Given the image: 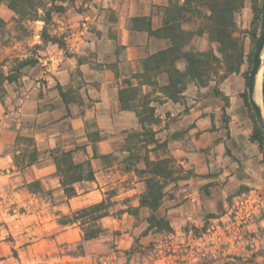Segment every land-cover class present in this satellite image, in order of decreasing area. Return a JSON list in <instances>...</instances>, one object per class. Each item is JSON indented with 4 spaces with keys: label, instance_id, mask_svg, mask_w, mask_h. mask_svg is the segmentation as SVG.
I'll list each match as a JSON object with an SVG mask.
<instances>
[{
    "label": "rangeland",
    "instance_id": "374dc122",
    "mask_svg": "<svg viewBox=\"0 0 264 264\" xmlns=\"http://www.w3.org/2000/svg\"><path fill=\"white\" fill-rule=\"evenodd\" d=\"M177 1L172 0L170 12L172 15H176L175 12L182 15L180 26L188 31L185 34L186 49L193 36L207 34L206 28L210 20L203 16L208 13L205 6L200 8L201 14L193 2L187 4L185 10L177 11L174 8ZM116 2L118 0H17V5L25 12L23 15H17L8 7V0H0V169H3L1 172L8 174V168L11 170L14 167V170L23 168L16 165L14 158L21 157L32 147L25 139L34 138L29 133H24L22 128L35 123V118L32 120L31 115L35 109L47 107L55 109V113L49 118L53 123V131L59 137L60 143L63 140L70 141V136L62 138V132L69 131L67 126L70 125L69 120L58 124L68 113L57 115L63 113L64 108L66 112H70L71 102L77 105L82 103L79 90L86 89V83L81 70L76 67L77 63H88L97 67L112 63L111 56L118 47L116 45L115 48L109 41V38L116 34L117 17L111 6ZM263 9L264 0H242L241 6L233 13V27L230 28L231 35L235 38L231 61L233 64L238 63V68L228 75L242 77V94L250 109L246 82L260 33ZM165 13L164 8L162 18ZM172 24L177 25L175 22ZM208 40L212 42V46L203 50H211L219 58L220 63L215 65V71L210 74V80L205 86L190 82L186 88L191 83L198 88H205L206 90L197 93V96L201 95L204 99L216 98L223 108L227 103V97L220 90V83L224 79L221 75L225 72L226 62L218 51V42L209 38ZM188 50L195 51L198 48L193 46ZM56 61L59 62V67L68 69L70 79H67L66 83H62L65 79L55 73L58 67ZM178 65L183 67L179 68ZM176 66L184 70V60L177 61ZM259 75L263 80L261 71ZM151 78L156 80L157 84L141 86L139 95L147 94L145 99L153 105V102H160L165 97L160 92V86L166 82V76L162 74L157 78L155 76ZM132 82L136 84L137 80ZM133 101L140 103L141 98L136 96ZM179 102H186L184 95ZM259 104L264 115L262 99ZM159 123L160 119L158 123L152 125V129ZM58 130L63 131L57 134ZM140 130L139 124L138 129L127 131L125 142L118 146L125 148L129 145L131 148L129 154L131 152L134 155L132 159L128 157L129 154L126 153L124 156L121 151L100 157L96 145L91 144V158H96L93 156L95 152L99 158V165L117 164V170L123 174V177L117 178L103 191L102 199L105 200L109 217L104 216L105 218L95 220L90 218V214L82 216L81 213L75 212L78 209L66 212L60 210L57 204L65 196L61 185L62 193L52 189L44 190L41 189L39 180L30 181L27 187L37 194L36 199L42 198L50 203H17L15 201L17 196L9 190L7 182L0 180V183H3L0 188V264H22L23 260L24 264H49L47 258L58 255L67 256L66 264H112L113 261L114 264H259L260 261L255 255L258 238L251 225L253 220L250 213L248 214L249 211L243 204L235 203L232 195H229L227 198L230 204L226 206L222 200L223 192L220 185L213 183L193 182L192 186L195 189L187 194L184 189L186 185L182 183L189 178L193 168L191 164L185 161L183 163L181 160H188L189 156L174 157L171 152L173 145L166 146L165 142H159L155 136L156 142L147 144L145 141H138L141 138L136 137L129 142L126 141L129 134ZM87 135L92 140L99 138L98 130L94 127H88ZM63 144L65 143L45 150L43 155L38 151V157L44 158L47 154L55 167L49 152L54 148L69 150L65 149ZM84 146L77 144L71 149L75 162L86 159L90 161V156L84 157ZM145 155L150 160H169L170 173L165 179V195L155 214L158 218L163 217L167 220L171 231L152 229L145 232L149 209L138 207L133 210L132 200L139 201L140 194L145 190L144 180L148 174L136 171L137 168H145L143 161ZM27 158L25 154L22 162H26ZM136 179L141 182L135 186L136 192L126 194L124 188L132 185ZM35 181H38L39 185ZM81 186L83 184L78 185L79 188ZM212 194L215 200L208 201ZM194 197L193 202L186 203H199L202 210L193 207L181 212L172 211L174 205L185 203L187 200L192 201ZM124 211L128 214L123 218L121 214ZM181 217L183 218L180 220ZM112 218L121 219L118 221V228H114L115 222L112 224ZM65 220L68 222H61ZM65 226L74 229L68 236L69 242L55 241L54 244L47 245L57 230ZM99 227H102L103 231L93 237L95 239L84 238V229L89 232ZM122 238L125 240H121ZM36 242H42V246L39 245L32 250L27 248V245ZM119 242H123L120 244L123 247H117ZM21 247L26 249L22 258L19 256ZM119 251L122 252L121 261L113 257L114 254L118 256ZM157 259L160 260L155 262Z\"/></svg>",
    "mask_w": 264,
    "mask_h": 264
},
{
    "label": "crops",
    "instance_id": "0c3cea01",
    "mask_svg": "<svg viewBox=\"0 0 264 264\" xmlns=\"http://www.w3.org/2000/svg\"><path fill=\"white\" fill-rule=\"evenodd\" d=\"M182 1L179 0V3ZM168 2L169 0H118L111 5L116 12L117 22L116 34L109 38V41L115 48L116 45L118 46L111 56L112 63L98 67L88 63H77L76 67L81 70L82 78L86 83V89L79 90L82 103L77 105L75 102H71L70 112H66V108H64V112L57 115L68 113L58 124L69 120L70 125H67L69 131L58 130L57 134L63 131L62 138L70 136V141L63 140L60 143L59 137L53 131V123L49 118L55 113V109L49 107L35 109L31 115L33 116L32 120L35 118L36 124H31L26 128L22 123V130L34 138L35 146L42 155L45 154V150L65 143L63 144L65 149H74L77 144H84V157L90 156L94 180L76 182L74 184L76 195L71 198L63 196V199L61 198L57 204L60 210L73 211L99 202L103 198L104 188L116 181L117 178L123 177V174L116 168L117 164L114 166L106 163L99 165L98 157L91 158L90 147L94 143L98 151L96 152L99 154L107 155L120 151L124 156L126 153L129 154L126 148L118 146L125 142L126 132L138 129L139 123L133 111L120 109L118 90L124 85L125 78H130L133 73L140 70L141 59L165 48L168 44L164 38L149 35L144 29L133 28L129 19L134 16H147L150 19L151 29H156L162 24L163 9L168 5ZM193 46L198 50H203L212 46V42H209L206 33L196 34L186 49ZM56 62L58 67L55 73L58 77L65 79L64 82L61 81L62 83H66L67 79H70L68 69L59 67V62ZM178 67L182 68L183 65L182 67L178 65ZM261 82L262 78L258 75L254 92V99L257 103H260L262 99ZM242 88V77H233V74L225 77L220 83V90L227 97V103L222 108L220 101L216 98L207 97L204 99L201 95L197 96V93L206 89L198 88L191 83L183 92L185 103L174 102L166 97H163L160 102H153L155 114L160 119V123L153 129L154 136L159 142H165L166 146L173 145L171 152L174 157L189 156L188 160H181L183 163L185 161L191 164L193 168L189 178L182 183L186 185L184 189L187 194L195 189L192 186L193 182L213 183L220 185L223 192L222 200L226 206L230 204L227 197L232 195V200L235 203H242L243 207L249 211L248 214L250 213L253 220L251 225L258 238L256 259L260 261L259 264H264L263 153L259 143L250 139L253 131L261 133L262 129L242 94ZM88 127L98 130V139L92 140L87 135ZM14 169L8 168V174L1 172L3 169H0V180L7 182L9 190L17 196L15 199L17 203H50L42 198L36 199L37 194L28 189L27 184L33 180H39L41 189H52L62 193L58 176L54 174L55 167L47 154L44 158L38 157L35 162L22 169ZM140 183L136 179L132 185L124 188L126 189L125 193L136 192L135 186ZM80 184L83 186L79 188ZM2 186L1 182L0 188ZM198 199H200L199 196ZM194 200L195 197L192 201L187 200L185 203L176 204L172 211L181 212L193 207L202 210V205L199 203H186ZM212 200H215L213 194L208 198V201ZM132 206L138 207L137 199L132 200ZM126 214L128 213L124 211L121 216L124 218ZM118 221L121 219L112 218V224L115 222L114 228H118ZM73 230L70 226L58 229L47 245L54 244L55 241L58 243L64 242V240L68 241V236ZM126 234L128 233H122V235ZM85 241L89 242L90 240ZM120 242L118 248L123 247L120 245L123 242ZM39 245L42 246V242L27 245V248L32 250L38 248ZM25 251V248H20L19 256L21 258ZM121 253L119 251L118 256L114 254L113 257L121 261ZM66 257L58 255L57 257L49 256L47 259H49V264H66ZM159 260L157 259L155 262ZM125 261L126 259H124ZM24 262L25 260L22 261V264Z\"/></svg>",
    "mask_w": 264,
    "mask_h": 264
},
{
    "label": "trees",
    "instance_id": "16d2710c",
    "mask_svg": "<svg viewBox=\"0 0 264 264\" xmlns=\"http://www.w3.org/2000/svg\"><path fill=\"white\" fill-rule=\"evenodd\" d=\"M16 2L17 0H8L7 5L17 15L25 14L24 10H22ZM191 2L195 3L200 14V8L203 6H205L208 12L203 15L210 20L206 31L208 38L211 41L215 40L219 44L218 51L223 55L224 61L226 62V69L221 75V78H225L229 73L235 72L238 68V63L233 64L231 61L235 49V38L232 37V29L230 28L233 27V13L241 6L242 0H183L181 3H179L178 0L177 3L174 4V8H176L177 11L185 10L187 4ZM171 3L172 0H169L168 5L165 7L166 15L162 18V24L156 29H151L150 19L147 16H134L129 19L133 28L144 29L149 35L164 38L168 44L165 48L159 49L141 59L140 70L133 73L130 78H125L123 80L124 86L118 90L120 109L133 111L141 126L140 131H133L128 135V138H126L128 142L135 137L136 139L141 138L138 141H145L146 144L156 142L154 138L155 131L152 129V125L158 123L159 118L155 115L154 106L150 105L148 99H145L147 94L139 95L141 86H152L157 84V81L151 78L152 76L157 78L165 74L166 82L160 86V92H162L166 98L174 102H179L183 98V91L188 83L195 82L200 86H205L210 80V74L215 71V65L220 63L219 58L211 50L191 51L184 49L187 43L185 41V34H187L188 31L180 26L182 15L179 14V12H175L176 15L171 14ZM173 22L177 23V25H173ZM179 60H184V70H180L176 66V62ZM132 80H137L136 84H133ZM136 96L141 98L140 103H134L133 100H135ZM262 100L264 104V70ZM250 139L258 142L262 150L264 142L263 130L261 133L253 131ZM25 140H28L29 144H32L31 149L27 150L21 157L15 156L14 158L16 165H21V167L32 164L38 159L39 155L34 140L32 138ZM143 147H145V145ZM125 148L128 151L131 150L129 145L125 146ZM147 150L149 149H145V151ZM49 153L54 160L56 167L55 174L59 178V183L66 198H71L76 195L77 191L74 187V183L94 180V170L88 159L75 162L72 157L71 149L62 150L54 148L51 149ZM262 153V162L264 164V150H262ZM25 154L28 158L27 161L23 163L22 161ZM93 156L97 157V154L93 152ZM105 156L106 154L100 155V157ZM128 157H130V159L134 158L133 153L130 152ZM143 161L145 168H137L136 171L148 174L144 180L145 190L140 194L138 201V207H146L150 211L147 217L148 225L144 231L147 232L152 229L171 231L167 220H164L163 217L158 218L155 214V211L165 195V179L170 173L168 170L169 160H150L148 156L145 155ZM35 183L39 185L38 181H35ZM106 207L105 200L102 199L97 203L82 207L75 212L81 213L82 216L90 214L89 216L91 219L97 220L110 214ZM138 207H133V210H136ZM97 212L99 213L96 214ZM61 222L66 223L68 221L65 220ZM102 231V227L89 232L84 229V238L89 239L96 237Z\"/></svg>",
    "mask_w": 264,
    "mask_h": 264
},
{
    "label": "water",
    "instance_id": "95a60500",
    "mask_svg": "<svg viewBox=\"0 0 264 264\" xmlns=\"http://www.w3.org/2000/svg\"><path fill=\"white\" fill-rule=\"evenodd\" d=\"M264 9L261 17V28L260 33L256 40L255 50L252 55V65L248 73L246 87H247V95L248 101L250 103L251 109L253 110L260 126L264 132V115L262 108L259 103H257L254 99V92L257 82V76L260 73H263L264 70Z\"/></svg>",
    "mask_w": 264,
    "mask_h": 264
},
{
    "label": "bare ground",
    "instance_id": "6f19581e",
    "mask_svg": "<svg viewBox=\"0 0 264 264\" xmlns=\"http://www.w3.org/2000/svg\"><path fill=\"white\" fill-rule=\"evenodd\" d=\"M259 74H260V73H259ZM259 74H258V75H259ZM257 78H258V76H257ZM258 80H259V79H258Z\"/></svg>",
    "mask_w": 264,
    "mask_h": 264
}]
</instances>
